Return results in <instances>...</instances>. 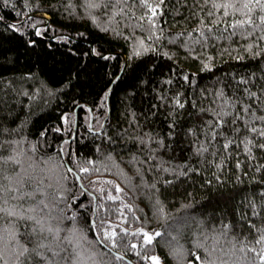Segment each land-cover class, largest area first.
<instances>
[{
  "label": "snow or ice",
  "instance_id": "1",
  "mask_svg": "<svg viewBox=\"0 0 264 264\" xmlns=\"http://www.w3.org/2000/svg\"><path fill=\"white\" fill-rule=\"evenodd\" d=\"M3 3L5 6H11L9 0H3ZM183 3L188 5V0H183ZM73 7L72 0H68L66 10ZM83 7L93 22L99 19V16L94 14L97 11L100 16L107 17V26L103 29L105 33L123 36L120 28L123 21L130 29L146 30L149 35L146 39L134 40L129 51L119 55L99 45L90 47L86 52L73 46L63 53L69 66L65 69L66 75L59 79H45L41 75V70H33V67L20 74L13 72L9 76H4L6 65L15 63L21 56L31 57L39 49H52L53 45L46 43L44 39L34 38L20 22L8 23L0 17V24H3V27H0V264H114V262L132 264L126 252L130 249L140 256L138 247L144 249L143 259L149 261V264H162L161 257L155 251L149 255L147 247L153 245L154 238L159 237L163 230L159 227L149 229L143 225L130 229L119 225L120 220L128 219L127 213L123 211L125 205L116 206L113 213L105 203L108 200H121V197L114 193L124 191L121 181L130 184L127 177L118 173L115 179L107 177L102 179L93 175L89 180L81 173H92L97 161L85 157L81 163L76 153L71 151L70 147L64 146L73 138L68 128L76 123L77 106L95 114L97 118L95 124L88 125L90 132L92 134L101 132L104 124L99 119L100 113L110 109V100L121 84H126L123 89L125 100L129 97L134 100L137 93H151L156 103H150L149 110L144 113L145 121L154 117L160 108L167 110L170 123L168 137L177 135L175 131L177 117L187 111L186 106L199 114L197 117L199 122L184 129L183 134L192 138L195 157H204L209 150V143L212 144L214 155L220 156L219 161L215 159L212 161L216 170L200 177L203 180L201 187L217 200L227 202L231 197L223 193L217 195L215 186L227 182L224 165L227 163L228 153L215 152V144L219 143L223 150L236 145L239 149L236 155L239 156L242 151L248 154L249 159L255 158L253 149L264 153V85L256 86L248 79V74H245L232 76V79L242 86L239 93L229 94L228 86L224 82L217 83L212 89L201 88L198 93L185 90L188 86L195 88L198 73L216 67L218 58L208 49L217 41H231L233 37L239 35L247 38L248 42L243 46L227 43L222 51L233 53L236 60L242 59L244 53L264 56V0H192L190 7L193 11L189 16L194 22L190 28L177 31L175 36L181 39L179 46L185 49L186 55L194 57L199 63L195 64V71L192 70V66L181 67L176 75L184 87L177 85L174 88L170 87L176 84L173 75H165L161 70L157 79L156 69L159 66L154 63L155 58H149L147 62H136L138 57L153 52L157 56L166 57L169 61L178 58V53L172 48L165 49L163 45H157L152 35L156 34L155 39H162L164 36L157 18L166 7L165 0H115L114 3L111 0H84ZM109 8L111 11H104ZM69 14L71 16L73 13L70 11ZM38 24L39 26L32 25V32L35 37L43 38L46 35L43 28L47 25L42 19H38ZM97 27H100L99 23ZM7 32L21 34L20 43L15 49L4 48V40L8 39L5 36ZM51 39L70 42L71 36L64 32L54 35ZM95 58H99L105 64L112 60L116 63L105 68L104 83L96 93L94 106L77 105L74 101L72 109L60 114V124L44 128L38 132L34 140L29 139L24 133L25 121L30 111L25 113L24 120H20L19 117L13 116L8 100L21 96L35 97L38 92L49 98L58 97L64 90H71L76 84H81L87 79L89 65ZM169 72H172V68H169ZM28 81L38 82V87L36 89L31 85L25 87ZM126 111L139 127L140 121L132 109L126 107ZM49 131L63 132V142L57 144V150L51 155L40 156L43 146L48 143ZM129 131L135 133L136 128L129 124L127 128L121 127L119 134L127 137ZM103 135L112 142V136L107 133ZM136 138L146 145L156 142L158 147L165 141L164 136L151 131H145ZM24 144L27 145L26 148ZM96 152H100L99 147L96 148ZM38 156L39 160L36 159ZM105 156L110 161L114 160L111 152H106ZM65 157H70L71 161H66ZM235 164L240 167V160L237 159ZM184 165L187 170L182 167L179 173L188 179H192L190 173L203 171L190 160H185ZM156 167L159 168L160 165ZM107 170L111 171V168ZM95 171L99 172L100 169L95 168ZM163 171L174 173L176 169L165 167ZM175 178L173 175V179ZM234 178L237 181L240 179L238 176ZM253 179L258 180L259 177ZM96 181L106 182V185L111 187H101ZM85 183H88L89 188H85ZM163 183L168 184L170 181L164 179ZM261 184H264V181H261ZM259 191L261 193L259 202L254 197H245L246 209L250 210L251 217L259 216L264 220V186L260 187ZM85 193L89 199L87 203H81L80 197ZM204 199L208 200V197ZM126 207L132 209L133 204L129 203ZM226 211L229 210L221 209L214 218L207 216L196 218L197 228L202 231L193 236L191 247L185 248L171 242L166 244V247H169V255L177 264H229V261L220 260L204 243L212 237V249H215L214 241L238 230L243 232V225L239 220L229 218L225 214ZM231 211L235 215L238 209ZM151 212L153 218L157 220L167 217L165 206L160 199L155 200ZM81 216L89 225L87 230L80 223ZM133 218L140 220L135 213ZM209 219L212 220L210 228L205 223ZM145 222L151 223L147 220V214ZM246 223L256 228L253 219L247 218ZM256 232L258 238L253 236L251 243H241L239 258L231 261V264H264V223ZM133 233L141 239H133ZM198 236H202L203 240L197 239ZM231 238L235 239V236ZM200 249H203L206 256L201 255ZM231 255L236 253L233 252Z\"/></svg>",
  "mask_w": 264,
  "mask_h": 264
},
{
  "label": "trees",
  "instance_id": "2",
  "mask_svg": "<svg viewBox=\"0 0 264 264\" xmlns=\"http://www.w3.org/2000/svg\"><path fill=\"white\" fill-rule=\"evenodd\" d=\"M111 2L114 3L115 0H111ZM9 3L11 6H5L3 0H0V17H3L4 21L8 23L20 22L21 26L34 38L44 39L46 43H51L53 48L39 49L37 53H33L28 58L21 56L15 63L6 65L7 70L3 72L4 76H9L13 72L20 74L27 71L29 67H33V70L40 69L41 75L45 79H59L61 76L66 75L65 69L69 66L67 57L63 53L73 46L77 50L83 49L86 52L90 47L99 45L119 55L129 51L134 40L146 39L149 35L146 30L130 29L128 24L123 21L120 24L121 31L124 33L123 36H113L111 33H105L103 29L107 26V17L100 16L97 11L94 14L99 16L98 21H91L85 13L84 0H72L74 7L70 10H66L68 9V0H9ZM26 4L29 6L26 7ZM165 4L166 7L157 18L164 36L162 39H155L156 34L153 33L152 35L157 45H163L165 49L172 48L173 51L178 53V58L169 61L166 57L157 56L153 52L138 57L136 62H147L149 58H155L154 63L159 66L156 69L157 79L161 70H163L165 75H173L176 80V84L170 87L174 88L177 85L184 87L176 73L179 72L181 67L188 68L189 66H192V70L195 71V64L199 62L195 61L194 57L186 55L185 49L179 46L181 39L176 37L175 33L190 28L193 24L194 20L189 16L190 12L193 11L190 7L192 0H188V5H185L183 0H165ZM70 11L73 13L71 16ZM104 11H111V9H105ZM46 14L48 16H45ZM38 19H42L44 24L47 25L43 28L46 34L43 38L35 37L32 32L33 24L39 26ZM97 23L100 27H97ZM0 27H3V24H0ZM145 28H147V25H145ZM64 32L71 36L70 42L51 39L54 35H60ZM20 35V33H5L8 39L4 40V48L12 47L15 49L20 43ZM225 35L227 36V33ZM147 42L152 43L153 41ZM246 42H248L247 38L237 35L231 41H217L212 44L208 51L218 58L216 67L207 72L198 73L195 88L188 86L185 90L188 92L197 91L198 93L201 88L212 89L217 83L224 82L228 86L229 94L239 93L242 86L232 79V76H243L245 74H248V79L256 86L264 85V80H262L264 78V56H251L244 53L242 59L236 60L233 53L222 51L227 43L243 46ZM5 54L11 55V53ZM120 58L123 59V56ZM72 63L74 64L75 61ZM115 63V60L105 64L99 58L93 59L88 68L87 79L81 84H76L71 90H64L58 97L49 98L38 92L35 97L30 95L29 98L21 96L9 99L8 104L11 106L13 116L24 120L25 113L30 111V115L25 121L24 134L29 139L34 140L40 130L49 128L51 125L60 124V114L72 109L74 101L77 105L88 104L93 107L96 93L104 83L105 68L111 67ZM169 68H172L171 73ZM29 85L36 89L38 82L28 81L25 87ZM125 87L126 84H121L116 89L110 100V109L100 113L99 119L104 124L100 133L92 134L88 127L91 118L92 124H95L97 119L95 114L79 106L75 108L76 129L75 124L71 128L65 126L73 138L64 146L66 148L70 147L71 151L79 157L81 163H83L85 157L95 159L97 161L95 168L100 169L99 172H96L93 168L92 173H81V175L86 176L89 180L93 175L100 176L102 179L104 177L115 179L118 173L127 177L130 184H124L121 181L124 191L114 193L120 196L121 200H108L105 203L113 213L116 211V206L125 205L123 211L127 213L128 219L120 220L119 225L130 229L143 225L149 229L159 227L163 230L159 237L154 238L153 245L147 247V251L149 255L152 251H155L164 264H177L176 260L169 255V247H166L168 242L183 245L185 248L191 247L193 236L202 231V229L197 228L196 218L201 216L214 218L221 209H228L229 211H226L225 214L229 218L239 220L243 225V232L238 230L236 233H230L229 236L214 241L215 249H212V237H209V240L204 241V243L220 260L229 261V264H231V261L239 258L240 244L251 243L253 236L258 238L256 229L264 223V220L259 216L251 217L250 210L246 209L247 201L245 200V197H254L257 202L260 200L261 193L259 189L264 186V184H261V181H264V153L258 149H253L255 158L249 159L248 154L242 151L239 156L236 155V152L239 151L236 145L223 150L221 145L216 143L215 152L228 153L227 163L224 165V175L227 182L215 186L217 195L223 193L231 197L227 202L217 200L214 195L201 187L203 180L200 177L216 170L212 161L213 159L219 161L220 156L214 155L212 144L209 143V150L204 154V157H195V145L192 138L185 137L183 134L184 129L193 123L199 122L197 120L199 114L191 107L186 106L187 111L182 116L177 117L175 129L177 135L168 137L170 123L167 110L160 108L154 117L145 121L144 113L149 110L150 103L155 104L156 101L151 93H137L134 100L131 97L125 100L123 96ZM144 91L147 92V90ZM9 95L11 96V93ZM126 107L132 109L136 114L137 119L140 121L139 127L130 119V113L126 111ZM11 118L9 117V119ZM129 124L136 128V132L129 131L127 137L120 135L119 129L121 127L127 128ZM145 131L164 136L163 145L158 147L156 142L146 145L136 138L138 135H143ZM103 133L112 136V142H109ZM63 137V132L49 131L47 133L48 143L43 146L40 156L51 155L52 152L56 151L57 144L63 142ZM23 146L27 147L26 144ZM97 147L100 148V152H96ZM106 152H111L114 160H108L105 156ZM36 159L39 160V156ZM65 159L71 161L70 157H65ZM237 159L241 162L240 167L235 164ZM185 160H190L203 171L195 174L190 173L192 179L180 175V168L183 167L187 170L184 165ZM156 165H160V167L157 168ZM165 167H171L176 171L174 173L163 171ZM108 168H111V171H108ZM244 173H247V175H244ZM173 175H175V179H173ZM236 176L240 178L239 181L234 178ZM253 177H259V179H253ZM164 179H168L170 183L164 184ZM96 183L101 187H111L106 185V182L96 181ZM85 188H89L88 183H85ZM90 191H94V189H90ZM204 197H208V200H205ZM88 199L89 196L85 193L80 197V202L87 203ZM156 199L163 202L167 212L166 218L158 220L153 218L151 206ZM129 203L133 204L132 209L126 207ZM182 205L189 206L182 207ZM231 209H238V211L233 215ZM133 213H135V216H139L140 220H134ZM145 214H147V220L151 221L150 224L145 222ZM247 218L253 219L256 228H252L246 223ZM80 223L87 230L89 225L85 222L83 216L80 218ZM205 223L210 228L212 220H206ZM244 233H247V235ZM232 236H235V239H232ZM132 238L141 239L135 233L132 234ZM197 239L203 240V237L198 236ZM233 245H235V248H233ZM137 251L141 252L140 256L129 249L126 252L128 260L132 264H149V261L143 259L144 249L138 247ZM200 252L201 255L206 256L203 249H200ZM233 252L236 255H231Z\"/></svg>",
  "mask_w": 264,
  "mask_h": 264
},
{
  "label": "water",
  "instance_id": "3",
  "mask_svg": "<svg viewBox=\"0 0 264 264\" xmlns=\"http://www.w3.org/2000/svg\"><path fill=\"white\" fill-rule=\"evenodd\" d=\"M76 122H77V118H76ZM90 123L92 124V118H91V121H90ZM75 129H76V123H75Z\"/></svg>",
  "mask_w": 264,
  "mask_h": 264
},
{
  "label": "rangeland",
  "instance_id": "4",
  "mask_svg": "<svg viewBox=\"0 0 264 264\" xmlns=\"http://www.w3.org/2000/svg\"><path fill=\"white\" fill-rule=\"evenodd\" d=\"M45 16H48V15L46 14ZM162 264H164V263L162 262Z\"/></svg>",
  "mask_w": 264,
  "mask_h": 264
}]
</instances>
